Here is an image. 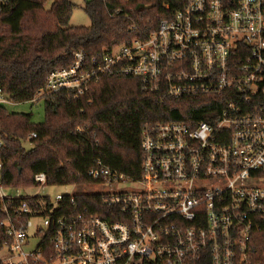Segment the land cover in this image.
Returning <instances> with one entry per match:
<instances>
[{
    "label": "built area",
    "instance_id": "built-area-1",
    "mask_svg": "<svg viewBox=\"0 0 264 264\" xmlns=\"http://www.w3.org/2000/svg\"><path fill=\"white\" fill-rule=\"evenodd\" d=\"M73 58L45 93L129 77L162 101L208 102V119L146 123L140 178L101 161L88 171L99 203L1 194L0 264H264V0H184L144 38Z\"/></svg>",
    "mask_w": 264,
    "mask_h": 264
},
{
    "label": "trees",
    "instance_id": "trees-1",
    "mask_svg": "<svg viewBox=\"0 0 264 264\" xmlns=\"http://www.w3.org/2000/svg\"><path fill=\"white\" fill-rule=\"evenodd\" d=\"M5 1L0 3V90L17 104L45 95L46 115L43 123L35 124L32 114L9 113L0 105L3 186H37L35 175L44 172L50 186L82 188L95 183L88 171L97 161L137 179L142 174L146 123L181 121L186 115L208 119V102L162 101L143 91L139 79L129 77L105 76L78 98L66 91L45 93L50 72L70 67L76 52L90 60L144 38L184 0L86 1L90 27L70 26L75 8L71 0H54L50 9V0ZM34 133L37 137L30 139ZM75 197L80 208L101 201L100 195ZM260 236L264 253V232Z\"/></svg>",
    "mask_w": 264,
    "mask_h": 264
},
{
    "label": "rangeland",
    "instance_id": "rangeland-1",
    "mask_svg": "<svg viewBox=\"0 0 264 264\" xmlns=\"http://www.w3.org/2000/svg\"><path fill=\"white\" fill-rule=\"evenodd\" d=\"M86 1L91 0H71L74 4L75 8L71 17L70 26L71 27H90L92 25L90 17L84 10ZM54 0H50L46 8L50 9ZM45 95H39L34 102H25V103H13L8 102L3 107L9 113H23V114H32L33 115V122L35 124H40L45 121L46 109H45V102L42 98ZM41 98V99H40ZM29 146V145H28ZM30 147V146H29ZM96 188L92 186H85V187H74V186H32V187H5L0 190V195L3 194L7 197L13 198H27V197H34V196H50L52 199L58 194L64 195H71L77 193H95ZM39 239H32L31 244L26 247V251H32L36 245L38 244Z\"/></svg>",
    "mask_w": 264,
    "mask_h": 264
}]
</instances>
